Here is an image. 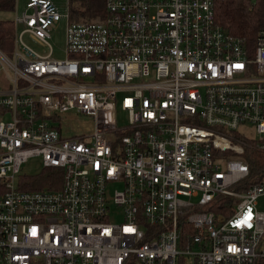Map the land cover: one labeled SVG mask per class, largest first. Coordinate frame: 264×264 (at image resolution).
<instances>
[{
	"label": "built area",
	"instance_id": "1",
	"mask_svg": "<svg viewBox=\"0 0 264 264\" xmlns=\"http://www.w3.org/2000/svg\"><path fill=\"white\" fill-rule=\"evenodd\" d=\"M22 1L0 51V264H264V172L236 190L264 154V32L249 56L214 0H105L90 22ZM33 157L50 182L24 191Z\"/></svg>",
	"mask_w": 264,
	"mask_h": 264
},
{
	"label": "trees",
	"instance_id": "2",
	"mask_svg": "<svg viewBox=\"0 0 264 264\" xmlns=\"http://www.w3.org/2000/svg\"><path fill=\"white\" fill-rule=\"evenodd\" d=\"M16 0H0V13H12L15 10ZM105 14V0H69L70 20L74 22H90L103 18ZM214 14L216 23L219 24L226 34L243 39L245 41L249 56H252L256 41L264 32V1L263 0H214ZM15 29L13 20L0 19V51L11 55ZM246 163L249 166V178L240 184L247 186L251 178L256 174L264 172V154L257 152L246 153ZM50 174L40 176L24 191H38L44 184H49ZM239 188V189H238ZM244 189L242 188V191ZM225 199L222 197L216 198ZM227 201V200H224ZM210 210V209H209ZM228 211L222 214L228 216Z\"/></svg>",
	"mask_w": 264,
	"mask_h": 264
},
{
	"label": "rangeland",
	"instance_id": "3",
	"mask_svg": "<svg viewBox=\"0 0 264 264\" xmlns=\"http://www.w3.org/2000/svg\"><path fill=\"white\" fill-rule=\"evenodd\" d=\"M17 10L21 12L24 8V3L22 0H19L17 2ZM61 11H65V0H59ZM15 17V12L12 13H0V19L1 20H13ZM64 31H65V21L63 20L61 22V28L60 31L55 34L51 40V45L53 48V57L54 59H64V56L60 52L63 50L64 47ZM24 42L27 43L31 48L35 49L36 51L40 53H46L47 51H44L37 43L29 39L27 36L23 38ZM122 123H126V119L124 116L120 117ZM67 127L64 131V135L66 137L74 136V135H82L87 134L91 131L93 124L91 121H88L86 119H79L74 121H69L66 123ZM238 132L243 133L250 139H256V134L253 129L248 127H239ZM44 175V171L41 165V159L38 157H33L27 160L25 164L21 166L20 169V175L17 178V181H20L22 184H26L27 187L32 186L33 182L38 180L40 176ZM120 185L117 184V186H113L110 188L111 193L115 189H119ZM257 210L261 213H264V197L260 198L258 200Z\"/></svg>",
	"mask_w": 264,
	"mask_h": 264
},
{
	"label": "crops",
	"instance_id": "4",
	"mask_svg": "<svg viewBox=\"0 0 264 264\" xmlns=\"http://www.w3.org/2000/svg\"><path fill=\"white\" fill-rule=\"evenodd\" d=\"M18 5V4H17ZM14 12H15V14L17 13V12H19V10H17V6L15 7V10H14ZM0 81L1 82H3L4 81V77H3V75L2 74H0Z\"/></svg>",
	"mask_w": 264,
	"mask_h": 264
}]
</instances>
